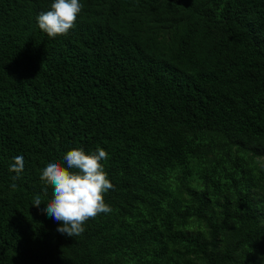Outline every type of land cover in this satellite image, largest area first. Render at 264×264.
Segmentation results:
<instances>
[{"label":"trees","instance_id":"16d2710c","mask_svg":"<svg viewBox=\"0 0 264 264\" xmlns=\"http://www.w3.org/2000/svg\"><path fill=\"white\" fill-rule=\"evenodd\" d=\"M53 2L0 0V264H264V0H80L54 38ZM98 147L112 211L61 234L42 169Z\"/></svg>","mask_w":264,"mask_h":264},{"label":"clouds","instance_id":"9594fccd","mask_svg":"<svg viewBox=\"0 0 264 264\" xmlns=\"http://www.w3.org/2000/svg\"><path fill=\"white\" fill-rule=\"evenodd\" d=\"M83 4L80 0H54L51 10L41 12L37 16V24L41 31L49 37L67 35L74 28L77 16ZM108 153L103 148L85 153L81 148L68 151L63 159L67 167L59 162H49L43 169L40 179L46 186L53 189L52 197L45 205L44 211L61 226L56 229L61 234L70 237L81 235L84 224L99 214H108L111 207L105 203L104 194L113 189V184L108 179L102 161L106 160ZM24 158L14 157L9 170L15 172L12 179H19L24 170ZM17 187L15 183L11 185ZM48 188L43 189L46 197ZM42 204V195L34 197L33 206Z\"/></svg>","mask_w":264,"mask_h":264}]
</instances>
